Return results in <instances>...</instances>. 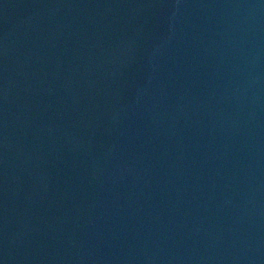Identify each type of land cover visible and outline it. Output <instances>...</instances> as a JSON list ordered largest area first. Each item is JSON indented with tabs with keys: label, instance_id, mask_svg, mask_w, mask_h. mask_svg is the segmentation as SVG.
<instances>
[{
	"label": "water",
	"instance_id": "95a60500",
	"mask_svg": "<svg viewBox=\"0 0 264 264\" xmlns=\"http://www.w3.org/2000/svg\"><path fill=\"white\" fill-rule=\"evenodd\" d=\"M0 264H264V0H0Z\"/></svg>",
	"mask_w": 264,
	"mask_h": 264
}]
</instances>
